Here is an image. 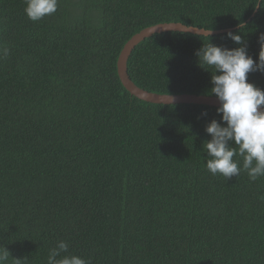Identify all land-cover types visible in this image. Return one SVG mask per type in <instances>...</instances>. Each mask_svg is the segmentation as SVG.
Returning a JSON list of instances; mask_svg holds the SVG:
<instances>
[{
	"label": "trees",
	"instance_id": "1",
	"mask_svg": "<svg viewBox=\"0 0 264 264\" xmlns=\"http://www.w3.org/2000/svg\"><path fill=\"white\" fill-rule=\"evenodd\" d=\"M256 3L57 0L34 22L26 0H0V245L21 264H47L60 240L90 264H264V176L250 180L239 155L238 177L206 168L218 107L141 100L118 73L133 36L165 23L224 30L212 42L239 47L231 30L258 59ZM202 39L152 35L134 48L130 78L216 97L195 55ZM248 80L264 89V73Z\"/></svg>",
	"mask_w": 264,
	"mask_h": 264
},
{
	"label": "clouds",
	"instance_id": "2",
	"mask_svg": "<svg viewBox=\"0 0 264 264\" xmlns=\"http://www.w3.org/2000/svg\"><path fill=\"white\" fill-rule=\"evenodd\" d=\"M25 13L32 21L57 10V0H26ZM256 8H264V0H257ZM198 36L208 40L195 55L201 67L211 72V94L220 104L217 113L221 120L212 119L206 126L211 139L204 143L208 158L206 168L212 175L220 174L226 179L239 176L241 168L236 155L243 158V170L250 180L264 176V89L248 80L251 72L264 73V33L258 37L260 51L258 59L248 53L241 34L229 30L227 38L235 48L217 45L211 40V31L201 29ZM8 50L4 49L7 55ZM202 115H207L205 111ZM69 244L64 240L57 242L49 250L47 264H90L76 254H67ZM21 264L22 259L13 258L5 245H0V264Z\"/></svg>",
	"mask_w": 264,
	"mask_h": 264
},
{
	"label": "water",
	"instance_id": "3",
	"mask_svg": "<svg viewBox=\"0 0 264 264\" xmlns=\"http://www.w3.org/2000/svg\"><path fill=\"white\" fill-rule=\"evenodd\" d=\"M206 30V29H205ZM169 31H179L185 33L196 34V31H202L201 28L186 26L181 23H165L158 24L155 26L148 27L142 30L140 33L133 36V38L125 45L118 60V73L123 85L126 89L134 96L141 100L156 103V104H201L208 106L219 107V100L217 97L210 96H198L190 94L182 95H161L146 91L139 88L133 80L130 78L128 73V60L134 50V48L145 39L151 37L156 33H163ZM211 35H216L224 32V30H210Z\"/></svg>",
	"mask_w": 264,
	"mask_h": 264
}]
</instances>
